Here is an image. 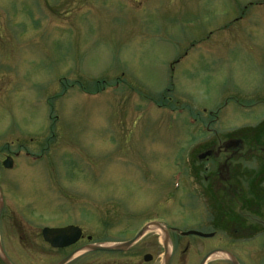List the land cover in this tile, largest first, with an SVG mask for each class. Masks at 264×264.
Listing matches in <instances>:
<instances>
[{"label": "rangeland", "instance_id": "374dc122", "mask_svg": "<svg viewBox=\"0 0 264 264\" xmlns=\"http://www.w3.org/2000/svg\"><path fill=\"white\" fill-rule=\"evenodd\" d=\"M261 119L264 0H0V161L28 150L0 169V181L25 212L35 209L26 225L85 216L87 235L102 244L129 241L158 219L175 227H166L170 240L190 246L174 248L173 263L180 254L197 264L208 243H228L242 264H264V233L236 238L212 227L220 217L209 199L199 207L181 188L191 178L201 191L213 168L211 157L196 158L206 128L248 140L264 135ZM256 136L235 177L247 178L238 179L242 202L264 212V137ZM213 169L225 189L223 165ZM188 230L216 232L181 236ZM161 240L150 228L118 261L152 253L159 264Z\"/></svg>", "mask_w": 264, "mask_h": 264}, {"label": "flooded vegetation", "instance_id": "af4514ba", "mask_svg": "<svg viewBox=\"0 0 264 264\" xmlns=\"http://www.w3.org/2000/svg\"><path fill=\"white\" fill-rule=\"evenodd\" d=\"M215 119H217V117H215ZM262 120L264 121V119H261V121H259L258 123H263ZM206 130L208 132H206V135L203 136H206V138L210 137V140L205 139L200 141L201 144L204 141H208V143L204 145L201 152H211L210 157L213 159L211 161L213 168L214 165H223L224 172L228 176L222 177L221 179L223 181L229 180V182H227V187H225V189H222L220 187L221 183L216 184V182H219L214 177L215 175L213 174V168L212 170L206 171V167H203V171L206 172H204V175L202 177L204 188H201V191L195 186L194 181H191V178H188L189 182L186 183L185 186L181 185V188L186 189V195L191 197L193 200H197V204L199 207L202 205L201 202H199L200 197H203V199H209L210 205L212 204L211 206L215 208V211H218L216 215L220 217L217 221L212 222V227L213 225L216 227H221V224L228 231L234 229L236 238L251 237V239H253L256 234L264 233V212L261 209H258L259 207L253 209L254 203L252 202H249V204H247L245 200L244 202H242L245 198L243 195L246 196L247 193H243L240 196H234L230 192V181L239 182L238 179L240 181L247 180V178H245L244 176L235 177L237 174L236 168H245L243 164L248 163L247 161H245V158L251 157L253 155V149L256 147L254 143H252L253 140H255V135H257L256 140L262 139L264 135H259V132H253L249 134L248 140H246L242 136V134L237 135L234 132H226L223 135L224 139H222V136H220L216 132L212 130V132H209L210 129L208 128H206ZM245 141H247L248 144H245ZM236 142L238 144L234 147V144ZM259 148L261 153L264 154V148ZM244 149L245 151L243 152ZM22 151L28 152V150L26 151V149H23V147H19L16 151H11L9 155H15V157H17V154ZM206 159L207 158H205L204 160L197 159V162L201 165ZM1 168H3L2 160L0 161V169ZM215 184L218 186L215 187ZM5 187L6 184L0 181V264H47V262L49 261L52 262L51 264H92V261L91 263H89V261L87 262V259L85 260L84 256L89 252H103L102 250L86 249L88 246L98 243L92 241L90 239V236H88L85 231V216L83 217V220L73 219L71 221H66L63 223L45 224L42 226L40 225L36 226V228H33L31 225H26L25 221L23 220L24 215L33 217L36 220V217L33 213L35 209L29 212H25L23 210V200L19 203L15 197V192H6ZM16 195L19 196L18 194ZM151 221L158 222L165 228L167 226H170L169 224L163 223L158 219H154ZM64 228H67L66 234H63L62 236L60 235L59 237L51 236L50 240H46L44 238L43 231L45 229ZM170 229H175V227L170 226ZM215 232V230L211 232H205L204 234L209 235H197V237L211 239L214 237ZM181 236L183 235L181 234ZM251 239L249 238L248 240H244L245 242L234 240V243H238V245L245 243L251 244L253 242V240L251 241ZM156 243H158V247L163 249V256L165 245L170 246V257L168 264H191L190 257L187 258L180 254L176 258V262H171L174 248L176 249L181 245V251L184 250L183 252L186 253L190 248L188 242L180 240H170L169 243H165L163 241H157ZM207 246L208 249L205 251V253L203 254L204 256L199 260L197 264H233L231 260L224 255H219L217 257H207V259L202 263L203 259L215 250H224L231 253L236 259L237 263L242 264L241 261L237 258L235 250H230V245L228 243H222L221 246H210V243H208ZM131 248L132 247L124 251H104L113 253L117 256L113 260L99 264H150L153 262L154 256L152 255V253L143 254L141 257V263L128 262L127 260L121 262L118 261V254H128L130 253ZM192 252L194 254L197 253L195 248L192 249ZM146 255H149L148 259L144 258ZM163 256L159 260V264H162ZM46 258H50V260L46 262Z\"/></svg>", "mask_w": 264, "mask_h": 264}, {"label": "water", "instance_id": "95a60500", "mask_svg": "<svg viewBox=\"0 0 264 264\" xmlns=\"http://www.w3.org/2000/svg\"><path fill=\"white\" fill-rule=\"evenodd\" d=\"M238 143L236 142L234 144V147L237 145ZM211 155L210 151H203L200 152L196 155L198 160H204L205 158H209ZM10 160L6 159L3 162V165L5 167H10ZM227 182H229V180L225 181V183L227 184ZM231 183V187H230V192L234 195V196H240L241 194H243L242 188L240 187V182H234V181H230ZM227 191V190H226ZM239 193V194H238ZM150 228L156 229L157 231L160 232V234L162 235V241L165 243H169L170 241V236L168 234V231L165 227L161 226L158 223H150L145 225L143 228H141V230L129 241L126 242H122V243H98V244H93L88 246L86 249L87 250H102V251H120V250H125L127 249L130 245H132L138 238H140L145 232H147L148 230H150ZM44 233V238L46 240H50V237L52 236H56L59 237L60 235L62 236L63 234L67 233V228L64 229H45L43 231ZM182 235H189V234H195V235H200V236H207L209 234H204L198 231H194V230H189V231H185L181 233ZM170 246H166L164 247V256H163V260H162V264H168L169 262V257H170ZM212 253H219L221 255H224L226 257H228L231 262L233 264H238L236 259L234 258V256L229 253L226 252L224 250H215ZM209 255H207L202 263L207 259ZM147 258V257H146Z\"/></svg>", "mask_w": 264, "mask_h": 264}]
</instances>
